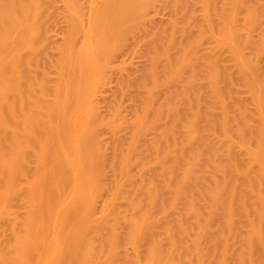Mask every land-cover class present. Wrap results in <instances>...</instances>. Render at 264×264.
Instances as JSON below:
<instances>
[{
	"label": "bare ground",
	"instance_id": "obj_1",
	"mask_svg": "<svg viewBox=\"0 0 264 264\" xmlns=\"http://www.w3.org/2000/svg\"><path fill=\"white\" fill-rule=\"evenodd\" d=\"M51 1L0 0V264H264V29L250 40L264 25L258 1H168L172 19L150 29L138 77L118 81L119 98L124 87L137 93L134 119L125 137L105 130L109 150L86 122L67 119L90 92L72 22L49 80ZM157 2L122 0L97 15L98 51L144 28ZM226 28L229 66L198 51L207 31ZM133 167L146 173L139 182ZM103 194L105 217L94 220Z\"/></svg>",
	"mask_w": 264,
	"mask_h": 264
},
{
	"label": "rangeland",
	"instance_id": "obj_2",
	"mask_svg": "<svg viewBox=\"0 0 264 264\" xmlns=\"http://www.w3.org/2000/svg\"><path fill=\"white\" fill-rule=\"evenodd\" d=\"M51 1V0H50ZM53 1V2H52ZM52 4L54 5L53 11L55 15L52 14L51 20H48L46 26L47 34L49 38V42L47 41L48 50L46 52V60L44 62L48 68V76L49 80H53L56 76L55 71V62L60 54V50L65 46V41L68 37V25L70 26V22L77 28L76 31H73L72 37L76 42V47L85 46L86 53L84 56V60L89 64V84H90V92L86 94L87 99L84 101L83 107L80 111L75 114H69L67 119H72V125L74 127L81 126L82 122H86V127L91 129L92 133H99L101 142L104 147H107L109 150V145L107 144L110 140V136L106 131H109V128H113L115 130L117 128L118 138L125 137L124 134L129 132V128L131 129L132 122L134 119V114L132 110L134 109L135 104V91H132V88L128 89V92L121 91L122 96L117 95L120 87L119 80H123L125 82H131L133 79L138 77L139 68L145 64V57L143 53L142 45L149 38V31L151 28H155L156 26L162 25L165 26L171 21V13L166 5L170 0H158L156 8L149 9L142 22L144 24V28H137L130 35H126V40L122 44H118L117 46L112 44L107 48H103L100 51L96 48V42L100 40L102 37L97 33V24L94 22V19L97 15L101 14L103 11L108 10V8H116L120 5L122 0H52ZM257 6L263 10L264 9V1L257 0ZM52 5V7H53ZM198 6H194L192 11L194 10V16L196 18H200ZM52 11V12H53ZM53 12V13H54ZM239 26L242 24L245 26L243 16H240L238 19ZM264 24V23H263ZM197 29V28H196ZM195 29V30H196ZM239 31L245 30L246 28H237ZM264 29V25L259 26L258 28L252 29L250 32V40L256 41L260 35L261 31ZM226 31H207L210 36L203 37L204 42L198 48V51L201 53L207 52V50H211L219 55V57L223 60L224 65L229 66V62L231 60V52L230 48L232 45V36L229 32V35ZM148 38V39H147ZM47 46V45H46ZM47 48V47H46ZM67 49V45H66ZM248 50L245 51L247 54ZM46 68V71H47ZM142 68V67H141ZM39 73V72H38ZM37 73V74H38ZM126 79V80H125ZM129 79V80H127ZM120 81V82H121ZM173 84L169 83L165 88V93L168 90L169 93L173 91ZM172 88V91H171ZM131 89V90H130ZM134 89V88H133ZM135 90V89H134ZM159 90L156 97L159 98L161 95L163 96L164 92ZM124 91V92H123ZM162 91L163 93H161ZM238 95L242 98H246V94H244L243 90L237 88ZM168 93V92H167ZM134 97V98H133ZM122 99V100H121ZM134 99V103L132 102ZM120 100V101H119ZM114 101V102H113ZM117 101V102H116ZM118 104L120 107L113 103ZM120 102V103H119ZM111 103V106L109 105ZM113 107V108H110ZM252 108V107H251ZM98 117L102 120L101 126H96L94 124V118ZM87 129V130H88ZM106 130V131H105ZM72 139L74 141L80 140V136H74ZM109 139V140H108ZM108 140V141H107ZM81 142V140H80ZM107 144V146H106ZM236 143V151L243 153L245 150L252 151L254 147L252 145L247 146H238ZM139 144H136L134 147H139ZM106 148V151H107ZM105 151V153H106ZM110 152L108 151L107 154ZM106 154V155H107ZM134 172H140L134 167L132 168ZM145 171H141L139 176L136 175L135 180L139 182L144 178L146 173ZM33 173V167L30 166V170L28 171L26 180L31 183ZM110 179L109 174H107L106 182ZM123 190L128 188V183L126 178L123 177ZM109 195L103 194L100 197H97L96 202L94 203V220H99L105 217L104 205L108 201ZM119 202V201H118ZM117 202V203H118ZM125 206V201H120L118 203V207L123 210ZM2 242V237L0 236V244ZM131 254V252L129 251ZM141 257V255H139Z\"/></svg>",
	"mask_w": 264,
	"mask_h": 264
}]
</instances>
